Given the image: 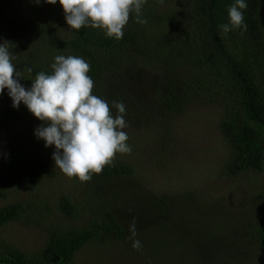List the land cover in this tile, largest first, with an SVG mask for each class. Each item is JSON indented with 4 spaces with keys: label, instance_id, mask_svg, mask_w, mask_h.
Segmentation results:
<instances>
[{
    "label": "trees",
    "instance_id": "16d2710c",
    "mask_svg": "<svg viewBox=\"0 0 264 264\" xmlns=\"http://www.w3.org/2000/svg\"><path fill=\"white\" fill-rule=\"evenodd\" d=\"M233 3L147 0L141 15L147 23L135 22L131 13L121 40L91 27L69 31L59 3H34L29 17L11 18L0 7V43L12 53L22 85L30 87L41 71L50 74L58 55L83 57L90 65L92 94L108 101L114 114L112 102L122 101L128 126L144 130L145 149L131 144L140 158L172 160L179 126L192 110L220 108L217 128L226 154L219 174L233 179L229 187L236 193V199L211 198L206 206L202 191H146L133 179L135 166L115 157L90 181L74 178L80 198L62 193L54 201L44 192L53 169L24 137L0 157V197H8L9 184L15 197L0 209V230L18 223L44 230L46 239L34 251L0 240V264H76L89 246L131 240L133 220L143 245L160 225L177 222L178 205L184 202L180 195L191 201L185 203L191 217L180 227L190 229L179 233V240L194 244L192 261L264 264V0H247V31L222 35L218 26L228 22ZM11 105V99L0 105L2 125H14L29 113L23 104L18 110ZM77 218L82 219L79 227L72 225ZM178 251L174 256L188 264Z\"/></svg>",
    "mask_w": 264,
    "mask_h": 264
},
{
    "label": "clouds",
    "instance_id": "9594fccd",
    "mask_svg": "<svg viewBox=\"0 0 264 264\" xmlns=\"http://www.w3.org/2000/svg\"><path fill=\"white\" fill-rule=\"evenodd\" d=\"M33 3H59L69 31L91 27L116 40L123 38L131 13L135 14V22L147 23L146 19H141L147 0H33ZM247 7V0H234L228 8V22L218 26L222 35L234 30H240L241 34L247 31L244 19ZM13 59L6 42L0 43V95L7 90L14 109L18 110L23 104L42 122L34 135L44 141L46 148L54 146L55 168L69 178L87 182L92 174H99L110 165L117 153H131L129 137L124 131L128 127L126 106L122 101H113L114 114L108 101L92 94L94 82L88 75L90 65L83 57L56 56L50 66L51 73L39 72L28 88L20 82L22 76ZM128 231L133 249L141 250L135 220Z\"/></svg>",
    "mask_w": 264,
    "mask_h": 264
},
{
    "label": "rangeland",
    "instance_id": "374dc122",
    "mask_svg": "<svg viewBox=\"0 0 264 264\" xmlns=\"http://www.w3.org/2000/svg\"><path fill=\"white\" fill-rule=\"evenodd\" d=\"M0 7L11 18L19 15L29 17L28 13L35 8L33 0H0ZM9 101L10 98L7 95V90H5V93L0 95V105ZM221 116L222 111L218 107L192 110L179 126V142L176 143L175 147L177 156H172V160L162 163L157 160L148 161L143 157L140 158L139 155H135L133 148L131 153H117L115 157L135 166L133 179L139 183L140 189L172 194H181L188 190L191 192L202 191L205 196L204 199H206V206L210 205L211 198L215 201L219 197H226L231 201L236 199L234 189L229 187L233 184V179L226 173L221 172L219 174V169L223 168L226 154L223 135L217 128ZM41 123L30 112L14 125L7 126L0 123V157L6 155L5 153L14 147L18 139L25 137L32 146L30 150H33V153L38 156H42L53 169L52 182L45 186L44 192L54 201L58 200L62 193H72L79 195L80 198V184L74 178H69L63 174L59 168L54 167L52 159L54 146L46 148L44 141L35 137L34 130ZM124 131L128 134L127 143H130V146L131 144H138L136 147L141 148L143 146L142 149H145L148 139L144 136V130L135 132L128 126ZM6 187L8 197L5 199L0 197V209L12 203L15 198L12 195L11 185ZM228 188L230 189L228 190ZM22 192L23 190H21ZM179 198L184 202L178 205L177 222L174 225H160L158 229L150 232L141 250H134L131 240L110 246H89L78 256L76 264H185L183 259L174 256L176 250L183 252L179 255L185 257L188 264H197V261H192L194 244L188 241V238H184L185 241L179 240V233L189 232L190 226L181 229L180 227L188 223V219L191 217V211L185 205L191 201L181 195ZM191 200L200 202L194 196ZM225 207L229 208V204L227 206L226 203ZM193 212H195V208ZM228 220L227 217V222ZM81 224L82 219L79 218L72 223L73 226L78 227ZM216 232L219 236L226 233L221 229H217ZM45 239L44 230L23 227L18 223L10 224L0 230V240L26 251L37 250L44 245ZM138 252H141V258L138 257Z\"/></svg>",
    "mask_w": 264,
    "mask_h": 264
}]
</instances>
